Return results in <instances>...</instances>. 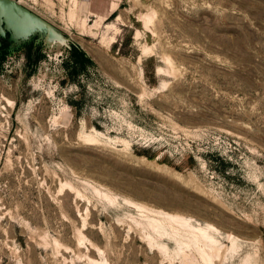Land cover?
Instances as JSON below:
<instances>
[{
	"label": "rangeland",
	"instance_id": "1",
	"mask_svg": "<svg viewBox=\"0 0 264 264\" xmlns=\"http://www.w3.org/2000/svg\"><path fill=\"white\" fill-rule=\"evenodd\" d=\"M15 1L59 37L3 22L0 264H208L167 212L264 264V0Z\"/></svg>",
	"mask_w": 264,
	"mask_h": 264
},
{
	"label": "bare ground",
	"instance_id": "2",
	"mask_svg": "<svg viewBox=\"0 0 264 264\" xmlns=\"http://www.w3.org/2000/svg\"><path fill=\"white\" fill-rule=\"evenodd\" d=\"M0 7L2 9L1 11L3 12L11 13L13 11L6 0H0ZM19 14L20 13L16 15H9L7 18L9 27L13 29V34L15 37L19 36L22 33H30L42 29L48 30L51 39H54L55 36L59 37V34L56 31L51 29L49 25H47L45 22L40 20L37 16H34L33 14L30 16H25L21 14L19 15ZM4 33H5V28L1 24V20H0V36L3 35ZM99 134L101 133L98 131L97 133L95 132V134L85 133L83 137L87 141L95 142L98 140ZM126 144H128L129 146L130 142H127ZM164 172L180 181H184V182L186 181L182 172L171 169L168 166L164 168ZM71 191H73V187ZM163 218H164V222L163 221H161L160 223L155 222L154 224H152L151 227L154 231H156L158 235L166 234L169 237L174 238L176 241L182 243L181 247L183 248L189 246L196 247L201 253L203 259L208 264H214L215 260L222 259L225 248H223L218 237L216 236V231H218L219 228L215 227L212 224L203 225V224L194 223L191 217H186L177 213L167 212L163 215ZM230 237H232L231 234ZM152 239L153 237H151V240ZM183 254H184L183 256L184 260L186 258H189L190 256L188 251L185 250ZM191 256L193 258V255ZM189 260H188V264L194 263L192 261H190L189 263Z\"/></svg>",
	"mask_w": 264,
	"mask_h": 264
},
{
	"label": "trees",
	"instance_id": "3",
	"mask_svg": "<svg viewBox=\"0 0 264 264\" xmlns=\"http://www.w3.org/2000/svg\"><path fill=\"white\" fill-rule=\"evenodd\" d=\"M26 55L27 61L31 63V61L34 59L32 56V48L27 50ZM6 57V52H3L0 56V68L2 67V62ZM66 62L67 69L72 76L75 74L78 75L81 71H84L88 67L89 63H93L92 59L87 56L86 52L78 46L72 47Z\"/></svg>",
	"mask_w": 264,
	"mask_h": 264
},
{
	"label": "water",
	"instance_id": "4",
	"mask_svg": "<svg viewBox=\"0 0 264 264\" xmlns=\"http://www.w3.org/2000/svg\"><path fill=\"white\" fill-rule=\"evenodd\" d=\"M8 2V4L10 5L12 12L7 13V12H3L1 11V7H0V20H1V24L3 25V22H6V28L7 29H12L11 27H9V23H8V16L9 15H16L18 13H20L21 15H25V16H30V15H34L37 16L36 14H34L31 10L25 8L24 6L20 5L18 2H16L15 0H6ZM19 14V15H20ZM38 17V16H37ZM40 20H42L43 22H45L43 19H41L40 17H38ZM46 23V22H45ZM47 24V23H46ZM48 25V24H47ZM13 30V29H12Z\"/></svg>",
	"mask_w": 264,
	"mask_h": 264
}]
</instances>
